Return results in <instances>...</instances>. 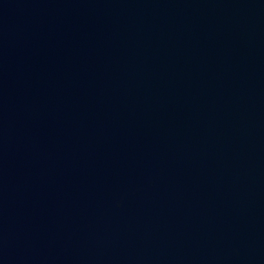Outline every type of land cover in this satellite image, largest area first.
<instances>
[{"label": "water", "instance_id": "95a60500", "mask_svg": "<svg viewBox=\"0 0 264 264\" xmlns=\"http://www.w3.org/2000/svg\"><path fill=\"white\" fill-rule=\"evenodd\" d=\"M0 264H264V0H0Z\"/></svg>", "mask_w": 264, "mask_h": 264}]
</instances>
